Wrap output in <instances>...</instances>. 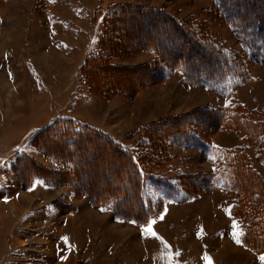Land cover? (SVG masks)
Returning <instances> with one entry per match:
<instances>
[{
	"label": "rangeland",
	"instance_id": "1",
	"mask_svg": "<svg viewBox=\"0 0 264 264\" xmlns=\"http://www.w3.org/2000/svg\"><path fill=\"white\" fill-rule=\"evenodd\" d=\"M71 1L76 13L90 15L87 8L78 6V0H69V5ZM5 2L0 0V10ZM119 4L160 7L181 21L200 26L204 39L244 57L245 82H230L220 92L189 81L174 67L133 93L99 95L84 82L80 66V72L54 73L33 67L20 53L1 55L0 66L11 71L14 85L8 93L0 88V264H56L65 258L85 263L89 254L92 264H264L260 259L264 251L244 242L246 221L233 210L238 194L230 169L232 149L237 146L244 149L248 163L252 154L251 159L264 164L262 139L244 138L225 125L212 131L193 119L179 129L188 138L180 144L173 136L176 133L169 134L173 130L167 124L164 131L156 126L191 115L198 108L220 109L236 102L252 119L264 120V61L249 57L216 0H99L92 11L99 26L91 25L90 30L88 26L82 32L81 25L73 22L74 30L79 29L86 39L81 52L75 42L78 56L98 48L95 53L128 68L141 67L157 57L156 50L115 28L112 13ZM57 6L61 10L66 5ZM45 7L33 8L29 27L34 19L48 14ZM60 16L58 12L52 17ZM94 35L105 37L97 42V37L91 38ZM32 37L29 32L24 42ZM139 50L146 52L134 58L132 53ZM61 118L101 131L139 161L149 176L145 190L154 205L148 219L138 222L116 215L109 203L93 205L74 184H48L37 177L24 184L15 168L24 164L20 159L24 153L33 154L42 165L56 166L32 140L41 128ZM256 166L264 174L263 167ZM149 222L156 236L145 234Z\"/></svg>",
	"mask_w": 264,
	"mask_h": 264
},
{
	"label": "trees",
	"instance_id": "2",
	"mask_svg": "<svg viewBox=\"0 0 264 264\" xmlns=\"http://www.w3.org/2000/svg\"><path fill=\"white\" fill-rule=\"evenodd\" d=\"M216 1L218 10L246 46L249 57L264 61V0ZM114 7L115 28L119 27L141 46L156 50L157 57L141 67L128 68L111 63L100 52L87 56L80 68L84 82L94 93H133L144 82L164 77L174 67L182 70L189 81L220 92L230 82H245L248 68L244 57L204 39L200 26L181 21L160 7L127 4ZM102 26L105 32L107 25ZM193 119L212 131L225 125L243 133L244 138H261L264 143V120L249 117L238 102L220 109L198 108L191 115L157 122L156 126L164 131L167 124L173 130L169 134L176 133L173 136L181 144L188 138L186 134L181 136L179 129ZM32 144L43 150L56 166L42 165L30 153L22 154L24 164L15 168L24 184L32 177L48 184H74L93 205H113L116 215L143 222L152 214L154 205L145 190L148 174L137 159L101 131L70 118L54 119L36 133ZM261 148L264 156L263 145ZM232 154L230 169L238 194L233 210L246 221L244 242L264 251V177L246 161L242 147L232 149Z\"/></svg>",
	"mask_w": 264,
	"mask_h": 264
},
{
	"label": "crops",
	"instance_id": "3",
	"mask_svg": "<svg viewBox=\"0 0 264 264\" xmlns=\"http://www.w3.org/2000/svg\"><path fill=\"white\" fill-rule=\"evenodd\" d=\"M46 1V2H45ZM94 6L99 0H92ZM89 0H78V6L85 7L89 10L90 15L85 17L81 13H76L72 9L74 3L69 0H61L66 6L63 9L58 10V0H6L3 8L0 10V56L5 55L9 51L12 55L14 53L22 54L28 62L33 66L41 70H49L54 73H65L66 70H78L79 66L84 62L85 58L91 54H94L97 49L89 51L85 56L77 55L76 44H78L79 51L83 49L86 39L80 30H74L75 21L79 23L80 29L84 32L91 25H100L99 19L92 17L93 4ZM40 4L48 6V14L39 19H34L35 22L29 27L27 21L32 13L34 7H38ZM77 7V6H76ZM60 12L61 16L56 20H53V15ZM87 16V15H86ZM75 20V21H74ZM95 21V22H94ZM83 25V27H82ZM29 32H33V39L24 42L26 35ZM100 41L97 35L91 36L92 39ZM89 39V37H88ZM100 48V44H99ZM146 51L133 52L132 56L145 54ZM146 56L148 54L146 53ZM132 62V61H128ZM17 71H14L16 73ZM80 72V71H79ZM13 78L11 71H3L0 66V88L6 93L13 87V83L10 80ZM218 93V92H217ZM241 142H243L241 140ZM235 143H233L234 146ZM250 152V151H249ZM33 155V154H32ZM252 156V154H251ZM249 154L253 167L264 176L262 171L256 166L260 164L263 167L264 164L257 158L252 157ZM253 160V162H252ZM255 160V161H254ZM257 161V162H256ZM45 187V186H44ZM90 254L85 257V263L69 262V258H65L61 262L56 264H92L89 258ZM90 261L89 263H86Z\"/></svg>",
	"mask_w": 264,
	"mask_h": 264
},
{
	"label": "snow or ice",
	"instance_id": "4",
	"mask_svg": "<svg viewBox=\"0 0 264 264\" xmlns=\"http://www.w3.org/2000/svg\"><path fill=\"white\" fill-rule=\"evenodd\" d=\"M37 183H41L40 181H37ZM234 224H235V221L233 222ZM151 234V235H153V236H156V233L152 230V228H151V222H149V225L146 227V229H145V234L147 235V234ZM236 242L237 243H240V240L237 238V240H236ZM205 259L207 260L208 259V257L206 256L205 257ZM260 259L261 260H264V254H261V256H260Z\"/></svg>",
	"mask_w": 264,
	"mask_h": 264
}]
</instances>
